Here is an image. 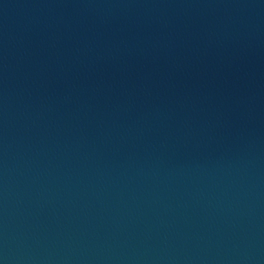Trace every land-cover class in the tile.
Segmentation results:
<instances>
[{
  "label": "water",
  "instance_id": "1",
  "mask_svg": "<svg viewBox=\"0 0 264 264\" xmlns=\"http://www.w3.org/2000/svg\"><path fill=\"white\" fill-rule=\"evenodd\" d=\"M0 264H264V0H0Z\"/></svg>",
  "mask_w": 264,
  "mask_h": 264
}]
</instances>
